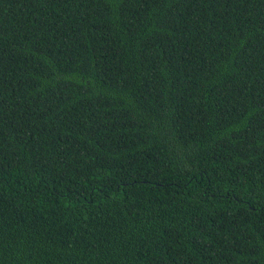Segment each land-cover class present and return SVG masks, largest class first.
Segmentation results:
<instances>
[{
	"label": "trees",
	"instance_id": "trees-1",
	"mask_svg": "<svg viewBox=\"0 0 264 264\" xmlns=\"http://www.w3.org/2000/svg\"><path fill=\"white\" fill-rule=\"evenodd\" d=\"M0 264H264V0H0Z\"/></svg>",
	"mask_w": 264,
	"mask_h": 264
}]
</instances>
